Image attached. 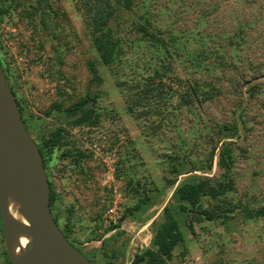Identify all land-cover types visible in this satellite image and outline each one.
<instances>
[{"label":"rangeland","instance_id":"374dc122","mask_svg":"<svg viewBox=\"0 0 264 264\" xmlns=\"http://www.w3.org/2000/svg\"><path fill=\"white\" fill-rule=\"evenodd\" d=\"M93 1L0 0V63L28 131L41 146L44 138L61 130L63 146L45 154V172L54 194L51 212L58 226L71 229V244L93 264L109 260L130 264L136 253L151 247L162 209L178 184L194 176L214 182L223 179L224 171L218 166V127L233 123L243 112L245 129H240L239 137L225 139L232 142L230 191L219 199L203 197L200 204L210 212L229 208L228 219L202 221L194 225V233L181 227L184 241L166 261L264 264V218H251L241 210L243 206L252 211L264 209V50L256 58L260 65L256 72L246 75L258 79L244 86L242 93L236 82L223 81L224 76L237 78L234 69L224 73L218 66L211 74H193L188 63L183 64L187 55L182 61L165 60L172 70L161 81L166 99L156 103L151 97V102L131 112L128 94L134 89L130 87L152 75L144 71V64L155 63L153 51L135 33L133 23L138 16L147 13L151 26L163 32L168 27L177 35L184 31L180 42L188 41V47L195 48L201 36L193 29L196 19L209 13L208 5L221 1L136 0L132 13L116 10L111 24L121 40L134 48L126 46L122 64L113 69L99 62L93 45L89 13ZM256 3L259 11L264 9V0ZM259 29L264 34V28ZM186 34L192 37L187 39ZM216 58L203 65L212 67ZM186 78L199 85L214 84L217 94L202 95L193 105L178 104L179 94L187 91ZM252 85L256 89L250 100L244 92ZM88 96L95 97L97 123L75 126L65 109ZM216 144L212 168L207 169ZM77 152L81 155L75 162ZM176 164L180 165L174 174ZM171 181L174 184L166 187ZM142 191L150 194L151 201L136 210ZM3 250L0 235V264H6Z\"/></svg>","mask_w":264,"mask_h":264},{"label":"trees","instance_id":"16d2710c","mask_svg":"<svg viewBox=\"0 0 264 264\" xmlns=\"http://www.w3.org/2000/svg\"><path fill=\"white\" fill-rule=\"evenodd\" d=\"M135 1L136 0L93 1L91 9L89 10L91 14L90 24L92 25L91 36L94 48L98 53L99 62L102 65L110 66L112 69L121 65L123 57L125 56L126 46L131 49L134 48L132 44L125 43L121 40L116 33V26L111 24V17L116 10L132 13L135 7ZM220 1L221 5L216 4L217 6H207L209 13L203 11L204 13L199 16L197 15L198 18L195 21V27L193 29L197 31L196 33L198 36H201L199 40H197L196 43L198 45L195 48H189L188 41L186 42L183 40L180 42V40L184 39V31L180 32L179 36L168 27L165 32L169 34V37L164 39L163 35L165 32L151 26L152 23L147 13L143 12L138 16L136 23H133L136 26L135 33L141 37V43H146L145 48L153 51L154 57H151V59L155 60V63L144 64V71H151L152 75L149 74L145 79L142 77L143 81L145 80L144 82L137 80L134 86L130 87L134 89L133 93L130 92L131 94H128L131 102V106H129L128 109L131 112L138 107L142 108V106L147 105L151 102V97L156 99V103L166 99L165 96L167 93L161 81L164 77H168L172 70L165 60H169V63L171 59L182 61L184 55H187V58L185 62L182 63H188V66L193 70V74H198L199 72L211 74L214 70H217L218 66L224 73L230 69H234L237 73L235 75L237 78L233 80V78L228 79V77L224 76L223 81L236 82V88H238L240 93H242L244 86L258 79L256 75L250 78H247L246 75H249L252 71L256 72L260 66L256 63V58L260 55L259 52L264 50V44L262 42L264 41V34L259 31L260 27L264 28V9L261 7L263 10L260 8L259 11V6L256 3L257 0ZM144 7L145 6H142L140 11H143ZM247 7L250 9L249 11ZM255 7L256 11L258 10L260 14H263L262 16L252 12V10H255ZM223 9L225 10L222 11ZM188 32H190V30H188ZM186 35L187 39H189V35L192 37V34ZM211 57H217L216 59L218 62L215 61L212 67L204 66L203 63ZM243 69L246 70L243 71ZM90 70L92 73H95L92 64ZM198 82L199 81L186 78L184 82L186 84L184 85L187 91L183 92V94H179L180 99L177 102L178 104L193 105L199 103V98L202 95H205V98H210L211 96L213 97V94L214 96L217 94L218 89L214 84L209 85L203 83L199 85ZM204 87L208 91L204 90ZM255 89L256 86L252 85L244 92L248 95L250 100L254 96L253 93ZM241 102L242 101L238 102L237 107L241 105ZM19 110L22 118L21 109ZM57 110L59 111V108H57ZM236 110H234V113ZM65 115L74 119L73 125L75 126L94 125L99 118L95 97L88 96L82 98L78 102L67 107L65 109ZM22 121L28 130L23 118ZM245 127L246 121L244 120L243 112L239 114L238 118L236 121L234 120L233 123L222 124L218 127V131L221 133V135L219 133L220 136L218 141V143H221L218 149V166L220 170L224 171V173H222L223 179L214 182L211 178L206 176H194L186 182L178 184L171 195V201L162 209L161 222L156 228L157 235L154 237L151 247L146 248L140 253H136L130 261V264H167L166 259L170 258L174 248L184 241V234L181 227L194 233V225L202 221L228 219L229 212L231 211L229 208H221L219 212H210L201 208V198L210 197L212 199H219L220 196L223 197L224 194L230 191L229 189L231 186L228 179L230 177L229 170L232 159V142H227L225 139L231 140L239 137L240 129L244 130ZM62 146L61 130L49 134L42 140V145L38 146V149L43 159L44 170L45 154H51L54 149ZM215 150H217V144L210 153L207 169L212 168L211 163L215 156ZM77 153L78 154H73L75 162L81 155L79 152ZM65 155L67 157H72V152H67ZM178 165L180 164L173 166L174 174L178 173ZM173 184V181L167 182L166 187H170ZM49 185L51 207L53 205L54 194L50 182ZM131 188L136 195H141L139 188L133 185H131ZM155 192L158 193L159 190L155 188ZM142 193L139 202H137L134 207L136 210L142 205H149L151 201L150 194L143 191ZM220 200H223V198ZM241 210L251 218H264V209L262 208L252 211L243 206ZM52 216L58 225L57 218L53 214ZM61 232L64 237L73 244L69 239L71 229L67 227L66 231L61 230ZM0 235L1 241L3 242L1 219ZM3 256L6 264H12L5 250H3ZM105 264L114 263L109 260Z\"/></svg>","mask_w":264,"mask_h":264},{"label":"water","instance_id":"95a60500","mask_svg":"<svg viewBox=\"0 0 264 264\" xmlns=\"http://www.w3.org/2000/svg\"><path fill=\"white\" fill-rule=\"evenodd\" d=\"M0 219L4 250L12 264H92L64 237L52 216L42 156L1 67Z\"/></svg>","mask_w":264,"mask_h":264},{"label":"flooded vegetation","instance_id":"af4514ba","mask_svg":"<svg viewBox=\"0 0 264 264\" xmlns=\"http://www.w3.org/2000/svg\"><path fill=\"white\" fill-rule=\"evenodd\" d=\"M0 67H1V69H2V71H3V73H4V69H3L2 65H1V63H0ZM4 75H5V73H4ZM5 78H6V81H7V77H6V75H5ZM7 83H8V85H9V82H8V81H7ZM9 87H10V89H11L12 93L14 94V97H15V99H16V102H17V104H18V108H19V109H21V107L19 106L18 100H17V98H16V95H15V92H14V90L11 88V86H10V85H9Z\"/></svg>","mask_w":264,"mask_h":264},{"label":"bare ground","instance_id":"6f19581e","mask_svg":"<svg viewBox=\"0 0 264 264\" xmlns=\"http://www.w3.org/2000/svg\"><path fill=\"white\" fill-rule=\"evenodd\" d=\"M12 214H13L16 218L22 220V219H21V218L15 213V212H12ZM21 242H22V244H25V243H26V240H25V239H22Z\"/></svg>","mask_w":264,"mask_h":264}]
</instances>
